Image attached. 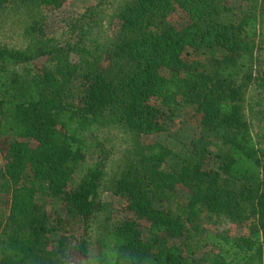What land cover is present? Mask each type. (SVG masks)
<instances>
[{
  "label": "trees",
  "instance_id": "trees-1",
  "mask_svg": "<svg viewBox=\"0 0 264 264\" xmlns=\"http://www.w3.org/2000/svg\"><path fill=\"white\" fill-rule=\"evenodd\" d=\"M18 2L59 9L66 0H0V13ZM258 2H126L104 44L107 71L96 69L102 55L85 40L93 18L73 26L76 40L65 47L48 38L0 47V139L10 142L0 167V264H264V150L244 114L251 86L264 96ZM175 12L188 17L181 27L167 22ZM43 57L52 67L30 68ZM186 106L198 137L176 147L149 140ZM113 129L128 141L112 181L125 215L104 229L92 258L110 160L100 134ZM180 188L189 202L171 209ZM204 214L252 224L234 239L206 232ZM76 220L79 237L67 229ZM207 247L217 252L198 258Z\"/></svg>",
  "mask_w": 264,
  "mask_h": 264
},
{
  "label": "rangeland",
  "instance_id": "rangeland-1",
  "mask_svg": "<svg viewBox=\"0 0 264 264\" xmlns=\"http://www.w3.org/2000/svg\"><path fill=\"white\" fill-rule=\"evenodd\" d=\"M131 0H66L63 7L59 9H48L36 3H23L9 5L0 13V47H9L14 49L25 50L32 46L38 38L51 39L60 47L76 40V32L72 28L80 22H87L93 18L94 29L85 37L87 45L97 55H102V60L96 66L100 71H107L111 65L109 52L104 45L108 40L114 39L119 26L117 18V10L126 2ZM91 13H95L92 14ZM259 21L260 38L264 39V0H259L256 8ZM83 18V19H82ZM82 19V20H81ZM81 20V21H80ZM188 20L186 13L175 12L168 18V23L183 26ZM80 21V22H79ZM84 23V24H85ZM42 28L34 30V28ZM258 57H255V60ZM71 61H77L78 55L71 53L69 56ZM254 60V61H255ZM253 65L254 75L260 68L259 59ZM52 67V62L46 58H39L31 69L43 66ZM19 72H26L29 68L20 66L16 68ZM194 108L186 106L183 110L177 111L174 121L171 123L168 133L157 134L149 137L150 141H160L172 147L189 144L193 138L201 133L199 124L195 121ZM244 114L251 125L252 132L260 148L264 150V96L255 91V86H251L245 96ZM100 138L105 142L107 149L110 150V160L106 167V176L102 193L103 207L98 212L97 217L92 221L91 233L89 236V248L92 258L94 257L98 239L104 233V229L114 221L124 217L125 200L114 193L113 179L119 171L121 164L125 158V151L128 141L123 132L118 130H106L100 134ZM148 140V141H149ZM10 142L0 139V167L7 162V151ZM219 150L225 148L218 143ZM3 199V196L1 197ZM190 199L189 192L180 188L178 198L175 202L169 203L167 206L171 209L176 208V202L187 204ZM56 214L63 215L60 208V201L57 199L47 202ZM252 221L246 223H237L225 218L211 217L206 214L202 216L201 225L206 232L223 234L230 238L238 239L248 234ZM67 229L69 234L79 237L82 233L80 222L73 221L68 223ZM217 252L212 247H207L197 254L198 258L205 255L213 256ZM72 264H76V261Z\"/></svg>",
  "mask_w": 264,
  "mask_h": 264
}]
</instances>
